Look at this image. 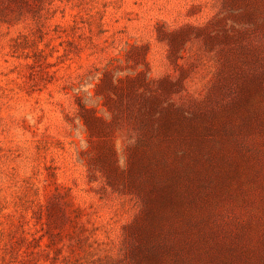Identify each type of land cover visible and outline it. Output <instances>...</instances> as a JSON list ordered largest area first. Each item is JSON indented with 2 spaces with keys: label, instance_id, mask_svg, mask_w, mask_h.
<instances>
[{
  "label": "rangeland",
  "instance_id": "1",
  "mask_svg": "<svg viewBox=\"0 0 264 264\" xmlns=\"http://www.w3.org/2000/svg\"><path fill=\"white\" fill-rule=\"evenodd\" d=\"M0 264H264V0H0Z\"/></svg>",
  "mask_w": 264,
  "mask_h": 264
},
{
  "label": "trees",
  "instance_id": "2",
  "mask_svg": "<svg viewBox=\"0 0 264 264\" xmlns=\"http://www.w3.org/2000/svg\"><path fill=\"white\" fill-rule=\"evenodd\" d=\"M147 107L148 109L152 110L153 103H148ZM215 116V114H212V117ZM136 121L141 135H143V138H146L148 141L151 136H154L157 133L166 134L169 131V125L161 118L154 120L148 119L146 116L138 115ZM155 154L156 152L153 151L148 153L146 151L136 153L132 159L131 166L127 173L132 187L136 191H141L145 194L144 199L146 203V211L144 213L143 223L139 225L137 231L141 248L147 247L149 243L152 244V241H154L149 236L152 231H157L166 221H172L173 219L172 213L166 210V207L170 205L171 201L174 200L171 198L170 190L172 185L176 186V183L174 180H163L169 177V175L164 173V170H161V163L158 162ZM140 178L143 179V183L138 188L136 182ZM182 231L183 230L181 228L173 226L171 227V232H169L170 234H168L169 236L173 234L178 235ZM153 237L155 241L153 242L154 245L151 247L150 251L155 254L154 251L164 248L165 244H162L158 241V234ZM147 249L149 248L147 247Z\"/></svg>",
  "mask_w": 264,
  "mask_h": 264
}]
</instances>
